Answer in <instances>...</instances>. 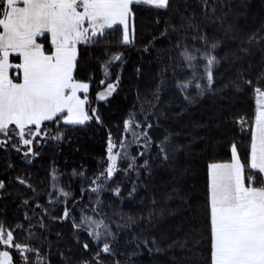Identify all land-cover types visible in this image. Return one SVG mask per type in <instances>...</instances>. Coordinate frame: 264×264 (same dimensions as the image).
<instances>
[{
	"label": "snow or ice",
	"instance_id": "snow-or-ice-1",
	"mask_svg": "<svg viewBox=\"0 0 264 264\" xmlns=\"http://www.w3.org/2000/svg\"><path fill=\"white\" fill-rule=\"evenodd\" d=\"M171 7V0H0V153L9 157L14 153L22 165H30L45 147L68 139L70 131L92 123L103 127L99 102H107L120 86L121 75L117 73L113 79L111 69H122L124 50L135 46L138 14L145 9L166 12ZM215 11L210 0H203L204 18L214 17ZM179 15V25H171L173 31L187 26L200 32L194 14ZM228 31L230 39L239 40L237 47L243 55L233 53L229 61L233 75L223 83H218L217 71L221 60L228 58L216 54L222 40L209 42L208 36L201 34L194 39L202 46L192 49L177 41L176 57L169 56L173 63L178 57L179 66L187 69L183 76L174 74L172 78L185 107L229 91L235 96L250 91L255 106L251 115H233L230 135L217 137L207 146L212 154L204 158L206 187L200 218L190 221L183 239L178 237L168 247L178 244L192 254L189 259L193 264H264V24L246 39L233 31L232 25ZM96 46H103L99 65L103 79L99 83L105 87L93 101L95 71L82 53ZM253 46L262 54L255 66L248 60L254 54ZM143 51L150 49L145 46ZM165 84L166 80H161V85ZM157 109L158 105H151L147 111L143 107L139 113L129 111L122 126H116L118 136L108 129L105 154L92 177L86 170H72L74 178L86 181L81 184L79 198L59 183L53 168L46 201L42 202L30 175L18 172L15 182L24 189L18 206L23 208V219L0 217V264H51L48 232L50 223L57 221L70 222L77 245H81L80 233L87 234L83 251L75 260L59 250L64 264H105L114 256L118 237L100 211L102 193L122 174L132 185L128 197L134 198L141 178L145 174L150 178L154 165L171 166L178 153L190 150L173 139L171 130L163 131L162 136L152 134L164 127ZM183 114L182 108L176 116ZM227 122L222 117L221 123ZM5 164L10 173L15 171L14 160L9 158ZM6 187V181L0 179V194ZM111 192L122 197V182L111 187ZM173 193L168 200L182 201L176 208L190 206L182 194L175 189ZM85 195L89 203L80 207ZM176 208L165 205L158 212L161 217L174 215ZM156 212L153 199L148 209L150 223ZM56 235L59 239L63 233ZM137 246L150 253L161 250L155 237L145 238Z\"/></svg>",
	"mask_w": 264,
	"mask_h": 264
},
{
	"label": "trees",
	"instance_id": "trees-1",
	"mask_svg": "<svg viewBox=\"0 0 264 264\" xmlns=\"http://www.w3.org/2000/svg\"><path fill=\"white\" fill-rule=\"evenodd\" d=\"M210 4L215 5L216 11L214 17L207 19L203 16V0H171L172 7L166 12L145 9L138 14L135 46L124 50L125 62L122 69L120 66L111 69L113 79L117 73L121 75L120 86L107 98V102H99L105 121L103 127L92 123L88 127L70 131L68 139L63 143L45 147L30 165H22L14 153L10 157L0 153V179H4L7 184L0 194V217L23 219V208L18 206L24 189L15 182L18 172L30 175L33 185L40 189L42 202L46 201L53 168L58 174L59 183L79 198L81 184L86 181L74 178L72 170H86L88 177H92L99 170L104 157L108 129L111 128L113 134L118 136L116 126H122V121L129 111L135 109L139 113L142 107L147 111L151 105H158L157 110L161 113L164 127L161 131L154 130L152 134L162 136L163 131L171 130L174 133L173 139L177 143L188 145L190 150L178 153L171 166L161 167L158 163L154 165L152 176L149 178L145 174L141 178L134 198L128 197L132 185L122 174L102 193L103 206L100 211L118 237L114 244L115 255L106 260L105 264H117V261L119 264H193L189 259L191 253L181 249L178 244L173 247L168 245L178 237L183 239L189 222L200 218L199 211L203 205L206 187L204 158L212 154L207 146L214 144L217 137L230 135L234 127L231 123L233 115H251L255 105L250 91L239 96L229 91L222 96H206L198 104L185 107L182 98L176 94L172 78L174 74L183 76L187 69L179 66L178 57L173 63L169 56L176 57L177 41L192 49L202 46L199 39H194L198 35L206 34L209 42L220 39L222 44L216 54L228 58L221 60L217 71L218 83H223L233 75L234 66L229 62L233 53L243 55L237 47L239 40L230 39L232 33L228 31L229 25H232L233 31L246 39L264 24V0H210ZM179 13L185 16L194 14L196 22L200 24V32L187 26L173 31L171 25L178 26L180 23ZM166 28L167 34L162 35ZM145 46L149 47V52L143 51ZM102 51L103 46H96L82 53L90 69L95 71V80L91 86L93 101L96 93L105 87L99 83L103 79L99 67L103 62ZM251 51L254 54L248 57V60L254 66L258 65L262 54L254 46ZM137 68L140 69L139 73ZM221 76L223 80L220 79ZM161 80H166V84L162 86ZM182 108L184 114L177 117L176 113ZM222 117L227 118L226 124L221 123ZM236 131L238 133L239 129ZM218 148L222 151V146ZM9 158L16 162V169L11 173L5 164ZM132 178L135 179V176ZM121 182L122 197H114L111 187ZM173 189L182 194L185 200L190 202V206L183 204L182 207L176 208L182 201L167 199L169 194L174 195ZM153 199L156 201L157 212L154 221L150 223L148 209L152 207ZM88 203L89 198L85 195L80 207ZM165 205L176 208V213H166L161 217L158 209ZM79 210L78 207L77 215ZM35 219L37 218H34V223ZM49 228L51 264H64L59 250H63L73 260L81 255L82 243L87 237L85 232L80 233L81 245H77L70 222H52ZM37 230L39 231L38 228ZM57 232L63 233L59 239ZM152 237L159 243V252L153 250L150 253L147 248L137 246L138 242L145 238L151 240ZM34 242L40 243L37 238H34Z\"/></svg>",
	"mask_w": 264,
	"mask_h": 264
}]
</instances>
